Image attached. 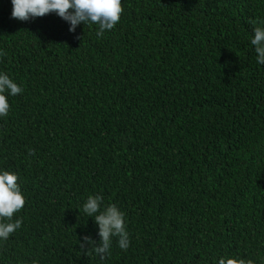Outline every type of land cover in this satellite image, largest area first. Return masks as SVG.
Masks as SVG:
<instances>
[{"label":"trees","instance_id":"trees-1","mask_svg":"<svg viewBox=\"0 0 264 264\" xmlns=\"http://www.w3.org/2000/svg\"><path fill=\"white\" fill-rule=\"evenodd\" d=\"M121 4L98 37L55 12L11 18L0 0V73L23 89L5 93L0 172L25 198L0 264H264V64L251 44L264 0ZM96 195L124 213L130 241L112 237L104 259L83 212Z\"/></svg>","mask_w":264,"mask_h":264},{"label":"clouds","instance_id":"clouds-1","mask_svg":"<svg viewBox=\"0 0 264 264\" xmlns=\"http://www.w3.org/2000/svg\"><path fill=\"white\" fill-rule=\"evenodd\" d=\"M11 4V18L26 21L30 18L44 16L49 12H55L59 17L70 22L72 26L69 29L70 32L74 31L78 24L98 25L99 30L96 33L98 37L102 36L105 30L113 29L120 22L123 13L121 0H11ZM253 31L254 36L251 39V44L255 46L256 60L257 63L264 64V28L254 27ZM0 55H6V53H0ZM22 91L23 89L7 74L0 73V117L7 116L10 108L5 93L16 96ZM29 154H34V150L30 149ZM102 201L103 197L100 195L89 196L83 205V212L88 217L95 214L101 244L89 249L104 259L110 248L112 237L119 238L118 245L122 250H127L130 241L124 224V213L115 204H110L101 210ZM24 205L25 198L18 184V175L9 171L0 172V240H7L21 227L22 220L16 219L13 222V217L22 210ZM83 239L89 245L94 244L87 236ZM80 248L83 249V244H80ZM88 251L84 254L87 255ZM218 264H253V262L222 257Z\"/></svg>","mask_w":264,"mask_h":264}]
</instances>
